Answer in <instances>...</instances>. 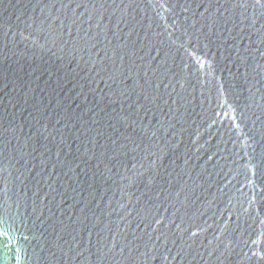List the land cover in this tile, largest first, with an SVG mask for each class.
<instances>
[{
    "label": "water",
    "instance_id": "95a60500",
    "mask_svg": "<svg viewBox=\"0 0 264 264\" xmlns=\"http://www.w3.org/2000/svg\"><path fill=\"white\" fill-rule=\"evenodd\" d=\"M0 264H264V7L0 0Z\"/></svg>",
    "mask_w": 264,
    "mask_h": 264
},
{
    "label": "snow or ice",
    "instance_id": "6c2138e0",
    "mask_svg": "<svg viewBox=\"0 0 264 264\" xmlns=\"http://www.w3.org/2000/svg\"><path fill=\"white\" fill-rule=\"evenodd\" d=\"M255 3L260 5L261 7H264V0H255Z\"/></svg>",
    "mask_w": 264,
    "mask_h": 264
}]
</instances>
